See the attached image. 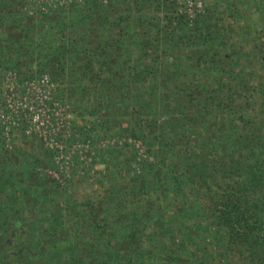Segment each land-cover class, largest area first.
Wrapping results in <instances>:
<instances>
[{"label":"trees","instance_id":"trees-1","mask_svg":"<svg viewBox=\"0 0 264 264\" xmlns=\"http://www.w3.org/2000/svg\"><path fill=\"white\" fill-rule=\"evenodd\" d=\"M205 1L191 19L168 0H0V66L50 74L147 150H111L105 200L82 202L39 170L53 148L0 141V238L52 244L53 264H264V0Z\"/></svg>","mask_w":264,"mask_h":264},{"label":"rangeland","instance_id":"rangeland-1","mask_svg":"<svg viewBox=\"0 0 264 264\" xmlns=\"http://www.w3.org/2000/svg\"><path fill=\"white\" fill-rule=\"evenodd\" d=\"M108 1L103 2L108 3ZM165 1L167 0L160 2ZM178 5L181 6V11L192 19L198 14L204 13L207 4L203 0L202 7L194 8L192 11H186L184 4ZM27 6L32 9L30 4ZM72 6L59 9H67ZM262 40L264 39L259 37L256 42ZM256 42L253 43V47L256 46ZM244 44H250V42H244ZM26 74L25 69L20 71L0 66V111L5 110L7 108L5 105H7V111L11 114L14 113V120L19 122L12 130L11 140H8L10 146L7 147L14 149L21 137L32 138L34 144L43 150L52 149L49 143L55 145L59 150H55L53 147L55 151L52 153L53 164L43 163L39 166V170L57 179L61 187L70 192L72 199L82 202L87 199H95L102 202L107 194L102 182L109 173L106 163V160L109 159V152L132 147L136 151L137 160H142L147 155L146 144L142 139L129 137L126 133L102 134L97 125L92 121H86L79 115L77 107L71 102L59 99L58 96L56 97V93L51 96L47 90L49 86L46 82H42L33 93L27 94L24 90V83L33 78L38 79L42 75L38 73L28 77ZM54 83L57 92L59 84L55 80ZM2 119L4 118L2 117ZM2 119L0 114V141L2 145H6ZM33 238L1 237L0 264H6L4 258L11 264H53L49 259L52 244L46 246L47 252L41 253L42 249H38L40 240L34 242ZM45 242L42 241V243ZM51 252L54 254L53 250ZM41 256L46 257V260H42ZM56 259L57 263L54 264H65V261L69 259V254L63 252L62 256L57 255Z\"/></svg>","mask_w":264,"mask_h":264},{"label":"built area","instance_id":"built-area-1","mask_svg":"<svg viewBox=\"0 0 264 264\" xmlns=\"http://www.w3.org/2000/svg\"><path fill=\"white\" fill-rule=\"evenodd\" d=\"M28 2V4L31 5V8L33 10H38L40 12H44V13H48L51 12L52 10H57L61 7H68V6H72V5H80L82 3L85 2V0H26ZM104 2H107V0H103ZM157 1H164V0H157ZM175 1L177 4H184L186 6L185 10L186 11H192L194 8H201L203 5V0H173ZM181 7V6H180ZM192 14V13H190ZM42 76L38 79L33 78L31 80H28L27 82L24 83V90L26 91L27 94H31L33 93V91L39 87L41 85V83H45L48 84L49 88L47 90H49L50 95H55V83L53 82L51 76L47 73L41 74ZM31 91H28L30 90ZM45 95L47 96V94L45 93ZM59 103V102H58ZM11 105V104H9ZM17 106V104H16ZM7 107V108H6ZM5 110L2 109L0 111L1 114V119L2 117L4 119H2L3 124H4V130H5V140L7 141V146H10V142H8V140H11V133L12 130L18 125L17 123H19L16 119L14 120V113H9L7 111L8 106L5 105ZM17 109V108H16ZM4 134V132H3ZM4 134V135H5ZM50 147H55V145L50 144ZM57 146L59 144H56ZM62 148V146H61Z\"/></svg>","mask_w":264,"mask_h":264}]
</instances>
